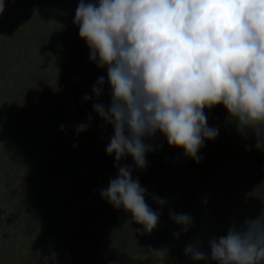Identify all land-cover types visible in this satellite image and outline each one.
Here are the masks:
<instances>
[{"label": "rangeland", "instance_id": "1", "mask_svg": "<svg viewBox=\"0 0 264 264\" xmlns=\"http://www.w3.org/2000/svg\"><path fill=\"white\" fill-rule=\"evenodd\" d=\"M78 2L61 0L63 9L52 10L44 0H10L0 14V264H116L121 252L161 264L264 212V150L255 148L251 133L237 132L222 105L204 109L208 126L219 131L204 141L199 163L159 133L146 140L154 150L145 168L131 157L119 162L132 166L146 202L160 211L151 232L141 235L130 213L101 198L117 175L114 154L105 153L112 128L100 127L95 115L86 131L75 128L92 113L95 101L83 97L99 77L106 81L99 102L107 107L110 95L106 69L89 61L73 23ZM152 194L167 203L160 208ZM47 209L67 227L69 240L77 234L73 246L66 237L42 238ZM170 211L193 217L179 238Z\"/></svg>", "mask_w": 264, "mask_h": 264}, {"label": "clouds", "instance_id": "2", "mask_svg": "<svg viewBox=\"0 0 264 264\" xmlns=\"http://www.w3.org/2000/svg\"><path fill=\"white\" fill-rule=\"evenodd\" d=\"M5 0H0V14ZM89 49V61L106 69L110 104L99 102L105 77L91 88L92 113L76 126L89 127L93 115L111 126L106 155L114 154L117 175L101 198L131 214L132 222L151 232L160 211L146 202L147 189L132 176L146 167V143L157 133L169 147L199 163L205 140L219 129L207 124L204 109L222 105L239 134L254 136L264 150V0H79L73 20ZM64 126L61 125V130ZM160 208L167 201L156 194ZM180 226L175 238L193 224L185 213L169 212ZM206 256L199 240L186 246L193 261L216 264H264V212L230 227L226 235L208 241ZM163 254L161 251H149Z\"/></svg>", "mask_w": 264, "mask_h": 264}, {"label": "trees", "instance_id": "3", "mask_svg": "<svg viewBox=\"0 0 264 264\" xmlns=\"http://www.w3.org/2000/svg\"><path fill=\"white\" fill-rule=\"evenodd\" d=\"M10 0H5V3L8 2ZM44 4L45 6H49L50 9L55 10L56 8H61L63 9L61 0H44ZM24 13V22H26V16H27V12L23 11ZM58 41V40H57ZM26 73H30V71L25 70V75ZM54 208V207H52ZM50 208V210L52 209ZM60 208L61 206L57 207V215L60 212ZM56 209V208H54ZM48 211H46V214L49 215V209H47ZM58 216L54 217V216H48L47 220H46V226L45 229L43 228V233H42V238L48 241V237L52 238V241L54 240V238H56V240H58V243H61L63 241V238H67V227L63 226V224L61 225L60 222L58 221ZM57 230H61V232L59 234H57ZM71 233V232H70ZM58 237H57V236ZM60 235V236H59ZM75 237H72V239H65L68 240L69 242V247L73 246V243L75 241V239L77 238V234H74ZM51 241V242H52ZM202 245V244H201ZM202 250L205 252L206 256H210V249L208 246H206V244L204 243L202 245ZM36 253H31L29 256L35 257ZM116 264H153L152 261L150 259H139V258H134L129 256V254H127L126 252H121L117 259H116ZM161 264H216L215 261H212L210 258L203 260V261H193V259L190 256H186L184 254V249L183 250H178L175 255L173 256L172 259L163 262Z\"/></svg>", "mask_w": 264, "mask_h": 264}]
</instances>
